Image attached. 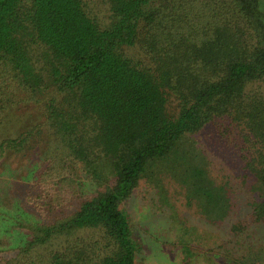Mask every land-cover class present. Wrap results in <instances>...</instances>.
<instances>
[{
	"label": "trees",
	"instance_id": "16d2710c",
	"mask_svg": "<svg viewBox=\"0 0 264 264\" xmlns=\"http://www.w3.org/2000/svg\"><path fill=\"white\" fill-rule=\"evenodd\" d=\"M102 1L106 26L88 0H0V124L24 92L49 133L44 151L38 127L0 141V169L42 155L24 184L0 177V219L28 238L0 264H136L123 205L142 183L181 231L169 187L195 211V264H264L260 1ZM79 182L96 191H61Z\"/></svg>",
	"mask_w": 264,
	"mask_h": 264
},
{
	"label": "rangeland",
	"instance_id": "374dc122",
	"mask_svg": "<svg viewBox=\"0 0 264 264\" xmlns=\"http://www.w3.org/2000/svg\"><path fill=\"white\" fill-rule=\"evenodd\" d=\"M259 1L261 10L264 12V0ZM88 10L103 26L109 23L110 13L102 0H88ZM247 91L264 94V83L252 85ZM43 123L44 117L40 105L35 100H31L29 94L17 92L12 103L8 106L4 118H2L0 141L6 138H17L21 134L35 130L34 128L38 127V129L44 131L42 135H36L35 140H42L41 147L44 151L47 148L49 133ZM34 133L37 134L36 131ZM37 154L32 158L30 157V159L21 157L13 163L7 161L0 169L1 180L9 179L11 182L24 184L28 173L36 171L33 164L36 163V160L38 161L39 156H42L39 153ZM79 183L77 185L68 183L61 191L78 188V191L84 195H92L96 191L93 183ZM180 195L181 190L177 186L171 185L169 187L170 202L180 212L181 217H186L184 219H186L189 227L185 231L183 230L184 232L181 231L183 220L177 219L175 215L172 216L171 208L168 209V206L165 207L164 204L160 203L156 192L146 183H142L131 199L123 205V210L131 222L134 237L140 249L136 264H184L182 263L183 259L188 258V253L183 249L182 240L189 243L186 246H192L194 256L190 260L191 264H195V241H193L195 239V211L186 209ZM236 205V212L239 214L242 206L241 201H236ZM37 210L34 209L31 213L28 212L34 223L39 222L41 218L40 214L35 213ZM78 236L83 243L101 241L100 235L92 231L82 232ZM20 237L25 240L28 239L24 232L18 228L17 230L13 228L10 221L4 222L0 219V250L14 247L16 245L14 241Z\"/></svg>",
	"mask_w": 264,
	"mask_h": 264
}]
</instances>
